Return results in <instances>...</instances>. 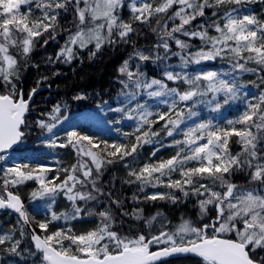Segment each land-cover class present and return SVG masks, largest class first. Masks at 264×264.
I'll return each mask as SVG.
<instances>
[{
	"label": "snow or ice",
	"instance_id": "obj_1",
	"mask_svg": "<svg viewBox=\"0 0 264 264\" xmlns=\"http://www.w3.org/2000/svg\"><path fill=\"white\" fill-rule=\"evenodd\" d=\"M251 4L264 5V0H0V153L22 142L36 127L41 129L42 145L71 148L76 157L70 166L55 168L21 163L0 167V211L16 214L19 225L15 235L0 234V245L11 242L8 252L18 257L28 253L40 264H168L180 257L189 264H264V7L249 11L245 5ZM69 17L70 23L61 22ZM146 30L156 40L151 47L139 48L133 37ZM61 32L67 39L48 63L71 65L85 51L91 60L105 47L132 45V54L118 68L120 106L102 102L108 111L119 114L113 123L135 122L132 133H123L127 143L77 130L61 137L54 129L66 119L62 113L66 105L59 102L34 124L28 120L41 81L25 93L21 72L24 67H38L31 64L32 53L41 40L47 46ZM195 39L199 46L190 42ZM172 56L179 57V65L167 63ZM217 59L228 68L184 71L189 65ZM148 62L160 69L161 78L148 77L144 70ZM245 73L259 78V83L250 81L258 96L249 98L244 92L247 85L240 76ZM138 96L143 102L132 105ZM233 104L242 109L223 124L214 122L216 117L187 123L200 116L199 105L219 114ZM164 135L173 137L168 146L174 154L141 165V149L160 143ZM234 144L239 146L236 151ZM115 164L129 170L126 183L137 184L140 193L148 187L170 190L145 194V201L167 200L175 205L195 197L197 220H184L165 231L163 220H158L162 213L145 217L135 208L129 213L111 190L108 208L87 207L99 200L102 177ZM238 177L243 183L236 182ZM29 182L36 185L30 199L41 201L38 209L47 213L41 220L35 215L29 218L20 192ZM61 195L71 202V211L52 209ZM113 205L120 211L119 224ZM92 216L98 222L91 230L77 232L55 225ZM123 217L139 222L138 231L130 227L125 234ZM154 221L161 225L158 230ZM28 237L29 247L22 252Z\"/></svg>",
	"mask_w": 264,
	"mask_h": 264
},
{
	"label": "trees",
	"instance_id": "obj_2",
	"mask_svg": "<svg viewBox=\"0 0 264 264\" xmlns=\"http://www.w3.org/2000/svg\"><path fill=\"white\" fill-rule=\"evenodd\" d=\"M264 7L261 4H251L245 5V8L249 11L255 9L257 12L260 8ZM128 18V13L125 9L124 11V19ZM65 21V24L70 23L71 17ZM61 21V22H62ZM212 34H215L214 32ZM155 34L151 33V31H145L140 34L138 37H133L137 42V47L146 48L151 47ZM47 38V37H45ZM194 45L199 46L200 41L195 39L190 41ZM64 42L60 44V37L58 36L55 41H50L47 46H42L43 41H40L41 46H37L34 52L31 55V64L38 65L31 67H24V70L21 72L22 76V86L27 93L31 88L37 86V81H41L39 87L48 86L49 89L53 90V92L45 91L37 96L36 101L32 108L34 111L30 112L28 115V120L31 124H34L35 121L41 118V114L51 109V107L56 103H61L62 105H66V107L62 108V113L64 117H68L71 115L79 114L81 112H88L89 110H100L102 113V118L105 121H111L108 124V128L110 133H101L97 132V129H94L92 123H70L58 126L55 129V132L60 136H64L66 131L69 130H77L85 134L89 135H97L100 139L107 140L109 142L113 141H124L125 137L123 133H132L134 131V127L132 124L120 123L115 124L113 121L115 117L119 114H115L107 110L108 106L104 105L102 102L107 100L111 107L120 106L118 103V93L121 91L122 86L117 82L118 77V68L123 63L124 60L128 59V57L133 52V47L131 44L125 45L120 44L119 46L114 47H105L104 50L97 55L95 58L89 60L88 53L85 51L83 53V58L74 60L71 65L64 63H48V57H53L54 54L59 50V46L63 45ZM173 49L175 46L173 45ZM180 61L179 57H169L167 63L171 65H176V63ZM200 68H213L216 70H225L228 68L227 63L217 59L216 61L204 63L199 67ZM134 70V65H133ZM144 70L146 71L148 77H156L161 78L162 73L159 68L153 65L151 62H148L146 66H144ZM180 71L181 69H176ZM192 73L197 69L193 65H189L187 71ZM58 72L59 75H53V73ZM43 77H47V80H42ZM248 85L250 86L248 90V95L251 97L254 93L256 96L259 95V90L257 87L250 83L249 80H246ZM251 81H256L251 78ZM259 81V80H258ZM256 81V82H258ZM170 86L172 85L169 82ZM264 88V85H262ZM86 95V98L83 100H74L73 97L76 95ZM41 99L40 104H37V100ZM123 100V97L119 98ZM137 101H141V97H137ZM39 106L37 110H35L36 106ZM99 105V107H98ZM164 107V106H163ZM161 107V109H163ZM206 107L198 106V111L200 112V116L196 117L193 121H188V124H192L193 122H198L200 120L208 118L212 112L209 110L206 111ZM238 109H242V106L238 105H230L227 108L228 115H233L238 112ZM45 119H47L45 117ZM226 119V114L222 117H217V120L214 122L224 123ZM162 123V122H161ZM156 130H160V126H154ZM119 129V132L116 130ZM51 135V134H47ZM41 129L33 127L32 131L24 138L21 142V145L18 147V151H30V155L34 159L31 164L36 162H42L44 164H48L53 168L58 167L60 164L65 166H70L71 164L76 162L75 154L73 153L71 148L65 149H49L46 146L40 143L41 139ZM176 139H182V135L175 134ZM134 140V137H133ZM173 137H167L166 135L161 137V142L164 147L160 146V143L155 145H145L140 151V164L147 163L149 161L155 162L162 159H167L171 155L174 154L175 149L173 147H169L172 143ZM159 148V151L156 153L155 157L151 156V153ZM233 151L238 150V145L232 146ZM128 169H126L123 164H115L109 166L105 171L104 176L102 177L103 181V193L101 194L99 200L97 202H89L87 207L100 209L101 205L104 208L109 207L108 195L111 190V195L113 198L119 196L121 202L124 203V210L131 213L133 209H141L143 210V215L145 217L155 216L157 212L162 213V217H158V220H163L164 230L168 231L170 229H174L184 220H188L190 222H194L198 218V208L195 205V197L191 199L185 200L182 203H178L173 205L170 201L167 200H157V201H145V194H151L154 191L167 193L170 190L166 187L159 188H151L148 187L145 189L144 193H140L138 191L137 184H129L126 183L128 179ZM51 175V174H50ZM174 178H179L178 174H174ZM237 183H243V181L238 177L236 180ZM26 193H21L24 201L30 202V192L36 187L33 182L32 186L28 189V184ZM178 196H182V193H176ZM133 195H136L137 199L134 201L132 199ZM62 200L61 205H57L56 209L59 212L64 206L65 200ZM30 205V203L28 204ZM66 211H71L72 208H69L66 204ZM81 207H85L83 202L81 203ZM114 214L117 216V224L120 223V211L115 209L113 205ZM32 214L35 215L37 220H41L47 215V213H43V211H36L34 208H30ZM124 219V230L125 234L128 233V229L131 227L132 231H138L137 225L139 222H129L128 217H123ZM98 222V217L92 216L87 217L81 220H71L64 222H55V225L58 227H72L77 232H82L86 230H91L96 226ZM155 228L158 230L161 225L159 222L154 221ZM19 225L17 224V218L9 214L8 212L0 213V234L7 233L9 235H15L16 230H18ZM39 232V229H37ZM43 235V233H40ZM17 238H19L17 236ZM30 238H26L22 244L21 251L23 252L24 248L29 247ZM10 243L5 245H0V264H40V259H33V256L24 253L23 257H18L15 254H11L6 249L10 247ZM185 263L189 264V261L184 259H175L168 261V264H178Z\"/></svg>",
	"mask_w": 264,
	"mask_h": 264
},
{
	"label": "rangeland",
	"instance_id": "obj_3",
	"mask_svg": "<svg viewBox=\"0 0 264 264\" xmlns=\"http://www.w3.org/2000/svg\"><path fill=\"white\" fill-rule=\"evenodd\" d=\"M129 2H131V0H129ZM126 11H127V13H128V10H127V8H126ZM62 23H65V21H62ZM155 26V25H154ZM146 31H149V30H146ZM59 37H60V44L62 43V42H64L66 39H67V36L66 35H64V33H60V35H58ZM153 39L154 40H156V35H155V37H153ZM193 50H195V49H193ZM179 63H180V61H178L177 63H176V65H179ZM201 65H203V64H201ZM201 65H193L197 70L199 69V67L201 66ZM179 69V68H178ZM188 71V70H187ZM251 78H253L254 80H256V81H258L259 80V78L257 77V76H255V75H253V74H251V73H245V74H242L241 76H240V80H241V82H243V81H245V80H250ZM251 81V80H250ZM257 83H259V81L257 82ZM244 84H246V83H244ZM247 85V84H246ZM249 88H250V86L249 85H247V87H246V89L244 90V92H246V93H248V90H249ZM252 94H254V93H252ZM249 98H251V97H249ZM40 102H41V99H38L37 100V104H40ZM125 102H127V101H125ZM141 102H143L142 100H141ZM149 103L150 104H153V105H155V101H149ZM131 104L132 105H134L135 103H134V101H131ZM234 105V104H233ZM199 106H201V107H204V105H199ZM39 106L37 105L36 106V108H35V110H37V108H38ZM161 107H163V105H160V108ZM229 106H225L222 110H221V113H219V114H217V113H212V114H210L209 116H208V118L207 119H209V118H211V117H216V120H217V117H221L222 116V114H224V113H227L228 111H227V108H228ZM208 109H206V111H207ZM119 118V115H117L116 117H115V120L116 119H118ZM194 120L196 119V117L195 118H193ZM229 119V118H228ZM203 120H206V119H203ZM79 122H83V123H92L93 124V127H94V129H97L98 131L97 132H101V133H110L109 132V130L107 129L108 128V124L109 123H111V121H105V119H103L102 118V113H101V111L100 110H89L88 112H81V113H79V114H75V115H71V116H68V117H66V119L63 121V123H62V125H64L65 123L66 124H70V123H79ZM121 123H126V124H132L133 126L135 125V122L134 121H131V120H123ZM61 126V125H60ZM54 132H55V129H54ZM99 138V137H98ZM100 139V138H99ZM19 155H28L30 152H28V151H21V150H19L18 152H17ZM23 164H31V163H29V162H25V163H23ZM29 183H31V182H29ZM28 183V184H29ZM23 188V187H22ZM22 188L20 189V191H22ZM157 192V191H156ZM61 199H63V200H65V202H67V203H70V205H71V208H72V204H71V202H69V201H67V199L64 197V196H58L57 197V199H56V201H55V203L52 205V209L55 211V212H57V213H62V212H66V210H60L59 212L57 211V209H56V207H57V205H61L62 204V200ZM30 205H29V207L30 208H34L36 211H43L44 210V212L46 213V211H45V209L44 208H39L38 209V206L42 203L41 201H36V202H33L32 200H30ZM82 203V202H81ZM64 207V206H63ZM32 215L30 216L29 215V218L30 219H32ZM68 221H71V220H68ZM58 222H64V220H60V221H58ZM178 264H185V263H178Z\"/></svg>",
	"mask_w": 264,
	"mask_h": 264
},
{
	"label": "water",
	"instance_id": "obj_4",
	"mask_svg": "<svg viewBox=\"0 0 264 264\" xmlns=\"http://www.w3.org/2000/svg\"><path fill=\"white\" fill-rule=\"evenodd\" d=\"M41 91H42V89H39L37 93H39V92H41ZM37 93H36V94H37ZM17 145H18V144H17ZM17 145H14L12 149H14ZM12 149H10V150H12ZM0 154H1V153H0ZM181 258H182V257H180V258H173V259H170V260L181 259Z\"/></svg>",
	"mask_w": 264,
	"mask_h": 264
}]
</instances>
